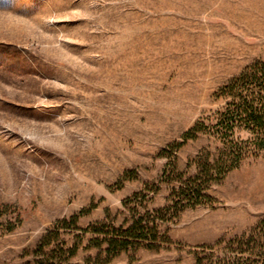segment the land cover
<instances>
[{
	"label": "rangeland",
	"instance_id": "rangeland-1",
	"mask_svg": "<svg viewBox=\"0 0 264 264\" xmlns=\"http://www.w3.org/2000/svg\"><path fill=\"white\" fill-rule=\"evenodd\" d=\"M260 60L264 0H0V264H195L199 246L253 230L264 155L164 223L159 249L104 263L91 245L147 185L161 187L151 208L166 203L171 164L195 172L213 139L178 143Z\"/></svg>",
	"mask_w": 264,
	"mask_h": 264
},
{
	"label": "trees",
	"instance_id": "trees-1",
	"mask_svg": "<svg viewBox=\"0 0 264 264\" xmlns=\"http://www.w3.org/2000/svg\"><path fill=\"white\" fill-rule=\"evenodd\" d=\"M217 96L224 105L212 115L199 119L183 135V146L202 136L213 139L215 147H205L189 164L193 174L180 171L177 163L163 173L162 183L169 185L166 203L151 208L161 187L147 185L143 190L128 197L124 202V219L115 224L109 212L100 227H93L98 235L91 245L101 249L109 263L122 253L141 249L156 250L169 238L162 232V225L172 222L188 208L207 205L212 197L210 188L223 181L247 159L264 155V60L244 69ZM78 216L72 218L75 224ZM71 221L64 219L62 224ZM13 223L7 229H14ZM47 234L42 247L51 244ZM105 246V248H104ZM78 247L72 248L75 255ZM195 264H264V220L253 230L241 236L222 238L213 244H204L195 251Z\"/></svg>",
	"mask_w": 264,
	"mask_h": 264
}]
</instances>
